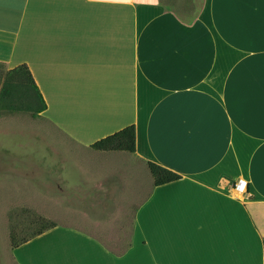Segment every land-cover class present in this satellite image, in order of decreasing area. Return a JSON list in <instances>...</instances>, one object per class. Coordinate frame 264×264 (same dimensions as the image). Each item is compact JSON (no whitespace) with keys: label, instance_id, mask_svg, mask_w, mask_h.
<instances>
[{"label":"crops","instance_id":"1","mask_svg":"<svg viewBox=\"0 0 264 264\" xmlns=\"http://www.w3.org/2000/svg\"><path fill=\"white\" fill-rule=\"evenodd\" d=\"M19 65L60 150L10 207L97 214L13 248L16 264H264V0H0V67ZM129 125L134 152L91 147ZM148 162L181 178L155 186Z\"/></svg>","mask_w":264,"mask_h":264},{"label":"rangeland","instance_id":"2","mask_svg":"<svg viewBox=\"0 0 264 264\" xmlns=\"http://www.w3.org/2000/svg\"><path fill=\"white\" fill-rule=\"evenodd\" d=\"M3 74L4 69L0 67V84ZM3 109V112L8 113L7 115L4 114L5 118L17 117L13 119L15 122L12 123L14 127L10 128L11 123L8 122L0 131V264H16L12 257L10 234H13L19 240L31 235L46 220L61 224L80 223L77 220L86 217L91 218L97 214V210H93L95 213L93 215V213H90V208H83L86 209V212L83 213L85 217L81 213L82 208L69 206L67 203L71 202L68 200L62 201L61 206H48L46 208L27 205V203L10 207L23 199L27 200L24 193L27 186L25 184L26 174L29 175V181L34 183L35 186L39 188L44 186L46 175H48L46 172V159L44 158L46 151L51 153L53 149L60 150V147H58V144H54L52 148L47 147L46 150V130L41 121H32L30 111H8L5 108ZM63 152L66 153L65 150ZM27 154H29V158L32 154L35 156V166L29 168V170L27 169V172L24 171L25 174H23V168H27L25 158ZM62 172L67 173L68 169L62 170ZM56 173H59V171L57 170ZM12 186L19 187V189L11 191ZM52 193H54L52 198L55 199L52 203L59 202L56 199L59 192ZM15 194L16 196L11 199V196ZM46 204L51 205L49 202ZM130 209V207L124 208L127 211ZM76 212H79V214Z\"/></svg>","mask_w":264,"mask_h":264},{"label":"trees","instance_id":"3","mask_svg":"<svg viewBox=\"0 0 264 264\" xmlns=\"http://www.w3.org/2000/svg\"><path fill=\"white\" fill-rule=\"evenodd\" d=\"M0 106L8 111H30L32 116H38L45 109L44 99L26 65H19L4 72L0 86ZM135 137V127L134 125H129L94 142L91 147L98 150L134 152ZM148 169L155 186L181 178L180 174L155 162H148ZM55 225L54 221L46 220L31 235L19 240L13 234H10L11 248L17 247L31 237Z\"/></svg>","mask_w":264,"mask_h":264},{"label":"built area","instance_id":"4","mask_svg":"<svg viewBox=\"0 0 264 264\" xmlns=\"http://www.w3.org/2000/svg\"><path fill=\"white\" fill-rule=\"evenodd\" d=\"M234 187L239 194H244L246 192L247 182L243 178H239L235 182Z\"/></svg>","mask_w":264,"mask_h":264}]
</instances>
